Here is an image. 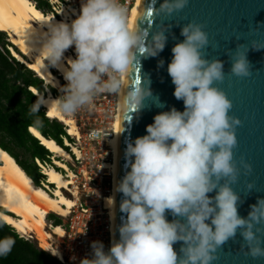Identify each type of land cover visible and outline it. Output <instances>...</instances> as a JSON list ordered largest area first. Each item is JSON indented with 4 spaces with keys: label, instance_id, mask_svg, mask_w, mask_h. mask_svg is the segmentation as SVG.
I'll return each mask as SVG.
<instances>
[{
    "label": "clouds",
    "instance_id": "clouds-1",
    "mask_svg": "<svg viewBox=\"0 0 264 264\" xmlns=\"http://www.w3.org/2000/svg\"><path fill=\"white\" fill-rule=\"evenodd\" d=\"M187 4L188 0H160L156 13L171 15ZM171 27L150 32L135 26L123 0H80L70 22L56 20L45 31L30 33L26 39L44 62L42 67H56L66 81L58 85L56 98H37L30 105L32 126H42V106L70 117L93 108L101 94L121 93L137 50L157 56ZM181 35L184 39L172 47L167 71L175 86L173 95L184 108L158 112L146 125V134L127 142L128 170L114 183V193H122L121 223L113 225L107 250L102 241H92L90 255L79 264H212L217 250L237 231L244 242L241 247H247L245 254L264 258V198L250 205L246 217L238 214L241 196L233 185L242 173L252 172V165L243 157L234 158L236 130L242 121L230 114L232 101L217 86L225 79L224 62L205 56L209 39L201 23L183 24ZM72 47L75 57L66 64L64 54ZM252 48L264 47L254 43ZM247 51L237 45L232 53V75H250ZM149 83L140 79L126 89V102L135 110L152 96ZM246 187L251 191L254 185L248 182ZM106 204L114 222V195L106 198ZM14 245L12 236L0 238V257Z\"/></svg>",
    "mask_w": 264,
    "mask_h": 264
},
{
    "label": "water",
    "instance_id": "water-1",
    "mask_svg": "<svg viewBox=\"0 0 264 264\" xmlns=\"http://www.w3.org/2000/svg\"><path fill=\"white\" fill-rule=\"evenodd\" d=\"M160 0H140L132 23L144 30L155 31L163 25H172L166 32L167 41L164 49L157 56H149L137 50L135 59L124 77L126 88L120 93V101L116 125L113 195L115 197V221L121 223L119 205L122 193H114V183L123 177L126 168L125 148L127 142L146 134V125L153 122V117L160 111L176 107L183 110L182 100H177L174 84L168 74V63L172 58V47L182 41L181 27L189 21L203 25L208 34L209 44L204 49L207 58H219L224 62L226 73L222 82L217 86L223 89L232 101L230 114L238 116L242 124L237 127V146L233 150L234 158L241 157L252 165V172L245 176L241 174L239 181L233 185L240 196L237 208L238 214L246 217L250 205L257 198H264V0H188V4L171 15L156 13ZM237 45L247 51V60L251 65L250 75L237 77L230 73L232 53ZM9 49V47L7 46ZM163 61V65L159 64ZM137 77L144 82H150L151 97H146L143 107L135 110L126 102L125 91L134 87ZM158 98L159 104L157 106ZM251 182L254 187L248 191L246 185ZM215 193H209L214 195ZM168 219L172 217L168 214ZM119 234L116 233L118 238ZM243 239L237 231L233 239H229L217 250V259L212 264H264V258L253 259L246 255L247 247H241ZM178 251L180 243L174 244Z\"/></svg>",
    "mask_w": 264,
    "mask_h": 264
},
{
    "label": "bare ground",
    "instance_id": "bare-ground-1",
    "mask_svg": "<svg viewBox=\"0 0 264 264\" xmlns=\"http://www.w3.org/2000/svg\"><path fill=\"white\" fill-rule=\"evenodd\" d=\"M138 3V0H136L131 10L129 19L131 23ZM48 13L49 14L43 13L41 10L37 9L31 0H0V31L6 34L7 40L17 49L15 50L14 47L8 46L10 53L16 60L34 71L38 77L44 81V84L58 88V85H61V81H65L61 71L53 67L57 71V74H54L51 69L42 67L44 62L35 54L33 46L28 42L26 37L30 33L45 31L46 28L44 27L56 20H68L70 22L71 19L75 18L77 11L73 7H66L61 4L57 7V13L61 15L59 18L54 17L58 15L53 16L50 12ZM65 57V63H70L69 58L66 55ZM46 88L48 94L42 95L33 86L29 87L38 98L57 97L51 95L48 87ZM119 101L120 93L118 94V107L113 121V133L108 138V145L111 147L113 154V163L111 166L113 178ZM45 111L47 117L61 121L65 125L66 132L70 136L79 137V129L71 116H64L51 106L45 108ZM28 130L37 137L40 143L54 156H60L65 160H70L69 153L56 144L54 140L43 137L39 131L32 126H30ZM65 144L70 143L65 139ZM71 151L77 154L79 152L78 148L73 144H71ZM53 163L56 166L68 170L67 164L56 157H53ZM61 171L56 170L53 166L44 169L46 175V183L44 185H47L48 188L50 186L48 183L54 185L52 193H49L47 188L45 189V187L41 185H33L31 179L23 172L15 160L6 151L0 148V207L13 215L11 216L0 212V218L17 232L22 233V235H31L29 233H32V236L37 239L40 247L51 251V254L53 252H59V255H54L57 257H62V253L59 249L52 246L50 242L53 238V234L62 236L63 230L59 225H48L49 228H51L50 231H48L46 229L48 227L46 215L51 211L58 215L66 216L75 205V200L65 195L63 190L70 191L72 195L76 194L75 187L71 186L74 183L72 172L68 170V174L64 176ZM109 196H113V185L112 192ZM106 198L105 205L107 206Z\"/></svg>",
    "mask_w": 264,
    "mask_h": 264
},
{
    "label": "trees",
    "instance_id": "trees-1",
    "mask_svg": "<svg viewBox=\"0 0 264 264\" xmlns=\"http://www.w3.org/2000/svg\"><path fill=\"white\" fill-rule=\"evenodd\" d=\"M31 1L43 13L53 11L48 0ZM0 33L3 34L1 31ZM7 46H12V44L0 36V148L15 160L31 179L33 185L40 186V180L45 179V175L39 172L34 158H39L53 166L54 164L50 157L51 152L28 130L32 126V117L28 115V110L38 98L28 89V86H33L40 94L44 95L47 94L45 84L34 71L16 60ZM15 50L17 49L15 48ZM52 72L56 74V72ZM46 87L51 94L57 95L54 87L51 85H46ZM39 116L43 121L42 126L32 127L37 129L43 137L54 140L56 144L67 151L68 148L64 144V140L73 143L74 139L66 132L64 124L55 118L47 117L43 106ZM50 186L53 187V184L50 183ZM1 210L4 209L0 207ZM46 219H51L53 225L61 223V218L53 212H49ZM4 236H12L15 239V245L7 256L0 257V264H62L47 250L19 236L10 225L0 218V238Z\"/></svg>",
    "mask_w": 264,
    "mask_h": 264
},
{
    "label": "built area",
    "instance_id": "built-area-1",
    "mask_svg": "<svg viewBox=\"0 0 264 264\" xmlns=\"http://www.w3.org/2000/svg\"><path fill=\"white\" fill-rule=\"evenodd\" d=\"M48 1L53 10L50 13L58 15V17L61 15L57 13V7L61 4L66 7H73L77 13L80 8V0ZM123 2L128 7L130 19V13L136 0H123ZM71 50L75 53L74 47ZM44 87L47 90L46 85ZM117 107L118 94H101L95 99L94 107L89 109V111L93 112V119L92 121L87 120V125H93V127L87 129L86 151L80 149L75 141L65 144L64 140L72 164L69 161L64 160V162L73 174L72 179L76 194L73 195L75 205L65 216L67 217L66 221L59 224L63 230L62 236H59L62 244L56 248L61 251L62 257H55L62 264H79L83 257L90 255L92 241H102L106 250L110 247L112 221L109 208L105 205V198L111 194L113 185L111 170L113 154L111 147L108 145V138L113 133V121ZM71 144L77 146L78 154L71 151ZM85 159H87V166L82 165ZM34 161L38 166L39 172L44 175V169L53 166L36 157ZM76 164H81V168L78 171L74 168ZM53 167L55 168V165ZM78 174H82L81 179H79ZM63 175L66 176L64 173ZM45 183L46 178L40 180L41 186L45 187V189L47 188L49 193H52L47 185H44ZM49 223L52 226V220ZM19 236L26 240L34 238L32 235L25 236L20 234ZM73 257H75V260Z\"/></svg>",
    "mask_w": 264,
    "mask_h": 264
},
{
    "label": "rangeland",
    "instance_id": "rangeland-1",
    "mask_svg": "<svg viewBox=\"0 0 264 264\" xmlns=\"http://www.w3.org/2000/svg\"><path fill=\"white\" fill-rule=\"evenodd\" d=\"M47 14H49V13H47ZM54 16V15H53ZM55 17V16H54ZM56 18H59L58 16H56ZM3 34H1L0 33V36H2L3 38H4V40H6V41H8L7 40V36H6V34L4 33V32H2ZM73 48V47H72ZM72 48H69L66 52H65V54L64 55H66L68 58H70V57H75V53L71 50ZM49 69H51L52 71H54V72H56V74H57V71L53 68V67H49ZM36 74V73H35ZM63 83H66L65 81H61V85H64ZM46 85V84H45ZM55 90L57 91V95H55V96H58L60 93H59V88H55ZM50 91V90H49ZM47 92V91H46ZM47 94H48V92H47ZM51 95H53L54 96V94H51ZM74 120H75V123H76V125H77V127H78V129H79V132H80V135H79V137L77 138V137H74V136H72L73 137V139H74V141L76 142V144L78 145V147L80 148V149H82L83 151H86L87 150V129L88 128H90V127H93V125L92 126H88L87 125V120H90V121H92V119H93V112L92 111H89V109L88 108H84V109H81L80 111H78L75 115H73V116H71ZM65 126V125H64ZM77 147V146H76ZM82 151V152H83ZM51 160H52V163H53V157H56V158H58V159H60V160H62V161H64L65 159H63V157H60V156H54L52 153H51ZM65 161H69V163L71 162L70 160H65ZM54 164V163H53ZM70 164H72V162L70 163ZM55 165V164H54ZM82 165H86L87 166V159H85V160H83V162H82ZM81 164H76V166L74 167L75 168V170L76 171H78L81 167ZM57 167V168H56ZM62 169V172L64 173V174H68V170H70L69 168H68V170L67 171H65L66 169H64V168H62V167H59V166H56L55 165V169L56 170H58V171H60V169ZM60 173V172H59ZM78 177H79V179H81L82 178V174H78ZM72 187H74L75 185L74 184H72L71 185ZM53 188H54V185H53V187L52 186H49V189L52 191L53 190ZM63 192L65 193V195H67V196H69V197H71V198H74V196L71 194V192L70 191H68V190H63ZM78 194V193H77ZM78 196H79V194H78ZM0 212H3V213H6V214H9V215H11V216H13L11 213H9V212H7L6 210H1ZM49 212H51V211H49ZM56 214V213H55ZM47 215H48V213H47ZM47 215H46V218H47ZM57 216H59L60 218H61V222H63V221H66V219H67V217H65V216H61V215H58L57 214ZM51 220V219H50ZM50 220H47L46 219V221H47V226L49 225V221ZM46 226V227H47ZM52 226H53V223H52ZM14 229V228H13ZM48 231H50V229L51 228H49V226L46 228ZM15 230V229H14ZM15 232L18 234V235H20V234H22V233H19V232H17L16 230H15ZM29 234H31L32 235V233H29ZM25 236H27V235H25ZM52 239H51V245L52 246H54V247H59V245H61L62 244V242H61V238L58 236V235H55V234H53L52 235ZM30 241H32L33 243H35L38 247H40L39 245H38V241H37V239L36 238H33V239H29ZM40 248H42V247H40ZM43 249V248H42ZM47 251H49V250H47ZM50 252V251H49Z\"/></svg>",
    "mask_w": 264,
    "mask_h": 264
},
{
    "label": "snow or ice",
    "instance_id": "snow-or-ice-1",
    "mask_svg": "<svg viewBox=\"0 0 264 264\" xmlns=\"http://www.w3.org/2000/svg\"><path fill=\"white\" fill-rule=\"evenodd\" d=\"M138 2H140V0H138ZM135 11V10H134ZM37 15H39V14H37ZM139 51H143V49H140ZM140 80V78L139 77H137V82ZM50 115H51V113H50Z\"/></svg>",
    "mask_w": 264,
    "mask_h": 264
}]
</instances>
